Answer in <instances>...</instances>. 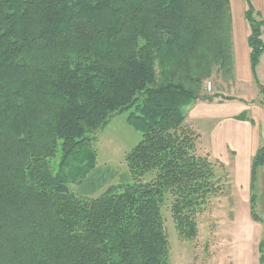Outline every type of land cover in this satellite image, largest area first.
Segmentation results:
<instances>
[{
	"label": "trees",
	"instance_id": "1",
	"mask_svg": "<svg viewBox=\"0 0 264 264\" xmlns=\"http://www.w3.org/2000/svg\"><path fill=\"white\" fill-rule=\"evenodd\" d=\"M245 1L263 97L264 22ZM217 72L235 78L231 0H0V264H170L168 196L192 240L230 180L186 125L199 100L234 99L205 94ZM125 112L142 134L127 156L134 182L78 196L70 184L97 168L90 136ZM262 167L264 144L251 171V218L264 227L253 193ZM259 251L264 264V239Z\"/></svg>",
	"mask_w": 264,
	"mask_h": 264
},
{
	"label": "rangeland",
	"instance_id": "2",
	"mask_svg": "<svg viewBox=\"0 0 264 264\" xmlns=\"http://www.w3.org/2000/svg\"><path fill=\"white\" fill-rule=\"evenodd\" d=\"M219 75L217 72L214 78L207 81H214L213 91L218 83L224 82ZM228 89L232 95L245 100L264 97L258 91L257 80L243 83L240 87L229 84ZM127 116L128 112L114 116L101 130L90 136L91 145L97 153V168L82 182L70 184L73 193L97 198L111 186L134 182L127 156L141 142L142 134L127 123ZM204 126L200 128L208 130L209 125ZM203 136L201 142L199 139L197 141L199 155H205L203 150L210 148V135L206 131ZM60 160L59 154L52 161L57 173L60 171ZM224 166L222 172L230 176L227 166ZM62 171L63 175L70 177L69 168H63ZM152 179L153 175H146L142 182ZM235 186L230 176L224 193L209 198L202 212L197 215L198 234L192 240L179 234L172 212L173 198L168 196L162 212L170 242V264H260L259 246L264 239V227L251 218L250 189ZM253 193L257 196V214L264 219V167L258 171Z\"/></svg>",
	"mask_w": 264,
	"mask_h": 264
},
{
	"label": "crops",
	"instance_id": "3",
	"mask_svg": "<svg viewBox=\"0 0 264 264\" xmlns=\"http://www.w3.org/2000/svg\"><path fill=\"white\" fill-rule=\"evenodd\" d=\"M251 2L264 22V0ZM231 6L235 78L231 83H218L212 95L219 94L234 99L227 101L219 98L213 102L199 100L189 108L186 125L199 134V142L207 131L210 135V148L205 151L202 149L205 155L227 166L235 187H245L251 191L252 162L264 144V105L261 104L262 99L245 100L229 93V84L240 87L243 83L256 80L252 73L251 49L248 43L251 28L246 20L247 3L245 0H231ZM262 39L264 41V26ZM257 76L264 85V55L257 68ZM243 114L247 119H239ZM196 124L199 126H195ZM204 125H209L208 130L200 128Z\"/></svg>",
	"mask_w": 264,
	"mask_h": 264
},
{
	"label": "built area",
	"instance_id": "4",
	"mask_svg": "<svg viewBox=\"0 0 264 264\" xmlns=\"http://www.w3.org/2000/svg\"><path fill=\"white\" fill-rule=\"evenodd\" d=\"M205 92L208 95H211L213 93V83L212 82L206 83Z\"/></svg>",
	"mask_w": 264,
	"mask_h": 264
}]
</instances>
